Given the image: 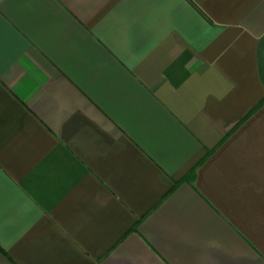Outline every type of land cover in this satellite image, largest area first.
<instances>
[{
    "label": "crops",
    "instance_id": "crops-1",
    "mask_svg": "<svg viewBox=\"0 0 264 264\" xmlns=\"http://www.w3.org/2000/svg\"><path fill=\"white\" fill-rule=\"evenodd\" d=\"M263 101L264 0H0V264H264Z\"/></svg>",
    "mask_w": 264,
    "mask_h": 264
},
{
    "label": "trees",
    "instance_id": "trees-1",
    "mask_svg": "<svg viewBox=\"0 0 264 264\" xmlns=\"http://www.w3.org/2000/svg\"><path fill=\"white\" fill-rule=\"evenodd\" d=\"M263 104H264V101H263L259 106H261V105H263ZM259 106H258V107H259Z\"/></svg>",
    "mask_w": 264,
    "mask_h": 264
}]
</instances>
